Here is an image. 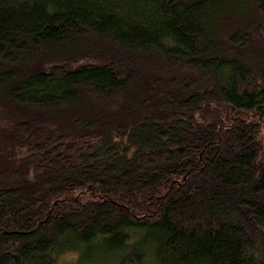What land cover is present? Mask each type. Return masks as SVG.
I'll return each mask as SVG.
<instances>
[{
	"label": "trees",
	"instance_id": "trees-1",
	"mask_svg": "<svg viewBox=\"0 0 264 264\" xmlns=\"http://www.w3.org/2000/svg\"><path fill=\"white\" fill-rule=\"evenodd\" d=\"M263 125L264 0H0V264H264Z\"/></svg>",
	"mask_w": 264,
	"mask_h": 264
},
{
	"label": "rangeland",
	"instance_id": "rangeland-1",
	"mask_svg": "<svg viewBox=\"0 0 264 264\" xmlns=\"http://www.w3.org/2000/svg\"><path fill=\"white\" fill-rule=\"evenodd\" d=\"M239 115L241 113H238ZM260 138L264 141V125ZM58 264H80L78 262V256L76 251H69L61 253L58 257Z\"/></svg>",
	"mask_w": 264,
	"mask_h": 264
}]
</instances>
